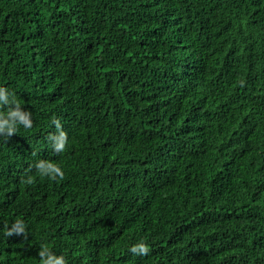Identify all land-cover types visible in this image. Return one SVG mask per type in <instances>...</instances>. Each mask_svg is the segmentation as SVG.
Returning <instances> with one entry per match:
<instances>
[{
	"label": "trees",
	"instance_id": "obj_1",
	"mask_svg": "<svg viewBox=\"0 0 264 264\" xmlns=\"http://www.w3.org/2000/svg\"><path fill=\"white\" fill-rule=\"evenodd\" d=\"M0 85V264H264V0H0Z\"/></svg>",
	"mask_w": 264,
	"mask_h": 264
},
{
	"label": "clouds",
	"instance_id": "obj_2",
	"mask_svg": "<svg viewBox=\"0 0 264 264\" xmlns=\"http://www.w3.org/2000/svg\"><path fill=\"white\" fill-rule=\"evenodd\" d=\"M52 123L56 131L47 136V142L54 153L61 154L70 146L69 136L59 119H54ZM32 127L31 111L25 110L13 91L0 85V137L11 138L21 128L28 130ZM32 167L35 168V175H28L23 180V183L27 185L34 184L37 179L57 181L62 180L65 176L62 166L48 159L37 160ZM5 234L8 237L26 234L24 221L20 219L15 221ZM130 251L137 256H148L151 248L145 240H140L131 247ZM38 257L39 264H67L65 254H57L53 247L46 242H41Z\"/></svg>",
	"mask_w": 264,
	"mask_h": 264
}]
</instances>
